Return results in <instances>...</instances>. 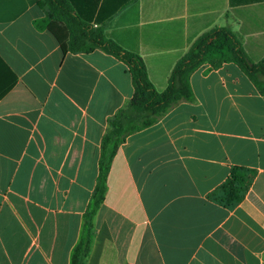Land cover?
Listing matches in <instances>:
<instances>
[{
  "label": "crops",
  "instance_id": "0c3cea01",
  "mask_svg": "<svg viewBox=\"0 0 264 264\" xmlns=\"http://www.w3.org/2000/svg\"><path fill=\"white\" fill-rule=\"evenodd\" d=\"M69 2L141 57L158 92L215 27L264 59V0ZM42 16L37 0H0V264H70L106 121L133 95L124 64L99 50L63 54L34 28ZM189 82L192 102L117 149L85 264H264V97L234 64H205ZM234 166L255 176L227 209L209 195Z\"/></svg>",
  "mask_w": 264,
  "mask_h": 264
},
{
  "label": "trees",
  "instance_id": "16d2710c",
  "mask_svg": "<svg viewBox=\"0 0 264 264\" xmlns=\"http://www.w3.org/2000/svg\"><path fill=\"white\" fill-rule=\"evenodd\" d=\"M37 7L43 16L33 21L34 28L39 32H49L63 54H89L99 50L110 55L126 66L133 87L131 99L107 119L101 138L95 185L82 216L78 242L70 257V264H85L94 237V218L104 200L110 163L119 146L130 135L156 124L176 105L192 102L194 95L190 87V76L205 64L212 70L223 64H234L258 94L264 97V59L257 63L250 61L240 40L230 29L215 27L195 39L175 63L165 90L158 92L148 79L141 57L108 39L103 25L93 27L81 19L69 0H37ZM12 84L8 85L7 90ZM254 176V171L234 166L226 181L209 198L232 209L242 202Z\"/></svg>",
  "mask_w": 264,
  "mask_h": 264
}]
</instances>
